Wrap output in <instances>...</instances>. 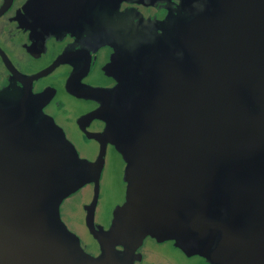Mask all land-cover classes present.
Masks as SVG:
<instances>
[{"label":"flooded vegetation","instance_id":"1","mask_svg":"<svg viewBox=\"0 0 264 264\" xmlns=\"http://www.w3.org/2000/svg\"><path fill=\"white\" fill-rule=\"evenodd\" d=\"M237 1L0 0V149H50L61 161L68 155L76 175L57 180L50 212L81 258L264 264V42L260 75L244 89L243 102H205L198 92L184 106L188 121L178 135L185 131L196 147L204 136L213 140L206 149L217 145L205 183L190 154L186 162L173 156L171 175L157 173L163 157L147 146L159 122L181 114L175 95L190 90L181 75L199 90L201 72L181 33L203 32L196 17L237 21ZM203 65L228 72L218 80L238 88L234 55ZM245 130L250 144H261L249 151L247 139H238L243 152L228 160L225 144ZM108 183L117 187V200L107 201ZM86 187L83 221H65V201Z\"/></svg>","mask_w":264,"mask_h":264},{"label":"water","instance_id":"2","mask_svg":"<svg viewBox=\"0 0 264 264\" xmlns=\"http://www.w3.org/2000/svg\"><path fill=\"white\" fill-rule=\"evenodd\" d=\"M233 9L238 13L237 21L220 23L215 20L211 21L209 18L196 17L194 21L198 23L197 25L203 32L200 34L197 32V35L193 33L190 37L184 33L180 35L179 42L188 50L191 61L201 72L199 90L196 92L194 85L184 75H181L180 80L187 82L190 86L187 93L183 88H180L175 95L176 106L174 109L176 111L181 107V114L175 113L173 119L166 118L159 122L161 126L153 136L154 144H151L152 140L149 139L150 142L147 146L151 150L157 151V156L163 157L156 166L157 173L161 175H165V173L171 175L170 168L174 166V155L180 154L186 162L185 155L189 156L190 154V157L194 158V167H198L201 171L200 182L205 183L212 159L218 154L215 148L217 145L215 144V147L213 145L210 150L206 149L209 142L213 144V140L204 136L199 140V142L201 141L199 146L196 147L195 138L190 141L189 136L184 133L185 131L178 135L177 130L183 131L188 121L187 113H184V106L187 107L196 94L198 95V92L199 95H202L201 100L205 102H215L216 100L217 102L218 100L243 102L244 89L252 79L254 80L260 75L262 44L264 42V0H238L233 4ZM233 43L237 45V49L232 50ZM248 43L250 46H245ZM203 49L206 50L202 52L204 54L208 52V55L205 54L206 57L202 58L200 51ZM253 52L257 56H251ZM238 53L239 55H237ZM225 55L230 56L231 59L234 55L239 61L240 69L234 71V77L238 80L236 89H229L226 84L222 85L218 80L219 77L221 79L222 76L223 78L228 76V72L223 71L224 73H222V69L219 68L212 72L204 70L203 61L205 59L221 60L225 58ZM254 61L255 63H253ZM242 62L248 63L243 65ZM237 64L238 62L234 66L236 67ZM206 72L209 73L207 74L208 81L205 82L203 76ZM223 82L228 83V79H224ZM250 138L248 130L241 131L239 136L233 137L227 145L225 144V148L228 150L225 149L224 152L227 154L224 156L228 159L235 155H241L243 151L238 146L241 140L238 139H242V141L247 139L245 147L249 151L259 147L261 143L255 142L252 145L249 143ZM214 141L217 143V139ZM167 146L171 147V152ZM221 146L223 147L222 144ZM47 150L44 152L37 148L35 152L29 149L27 151L16 148L0 149V164L7 163L0 166V181L3 178L6 179L5 183L0 182V229L4 230V232L0 231V239L6 238L4 243L3 239L0 240V264H92L80 257L73 241L67 237L63 229L56 225V221L51 215L52 201L54 199L55 205L58 188L57 180L62 174L63 179L72 180L76 175V170L73 171V167L69 165L72 164V161L66 157L68 156L66 153L65 158L61 161L52 154L50 149ZM151 150L150 152H152ZM4 212L9 215L3 216ZM87 222L90 225V217H87ZM211 225L215 224L209 226ZM231 238L229 237L226 242L225 253L230 252L229 247L233 244L231 242L229 245ZM2 254L5 261L2 259ZM99 259L97 264H108L104 263L103 256ZM110 260L111 264L118 263Z\"/></svg>","mask_w":264,"mask_h":264},{"label":"rangeland","instance_id":"3","mask_svg":"<svg viewBox=\"0 0 264 264\" xmlns=\"http://www.w3.org/2000/svg\"><path fill=\"white\" fill-rule=\"evenodd\" d=\"M112 167H113V164H111L109 167L110 173H112ZM119 171H121V172L123 171L122 165L120 166ZM110 185L111 184L108 183L107 187H106L108 194H109L107 201L112 200L113 197H115V199L117 200V197H116L117 196V192H116L117 187L115 185H113V186L112 185L110 186ZM89 191H90V188L86 187L81 191L82 195L79 194L78 196L69 198L67 201H65L64 205L61 208L63 210L65 221L69 222L68 220H70L71 218H75V221L77 219L80 221H83L84 211H83V209H81V206L83 203L88 201V196L90 194ZM76 230L79 233H81L82 229H81L80 225L76 226ZM113 256H115V255H113ZM117 264H119V263H117ZM177 264H185V263L179 262Z\"/></svg>","mask_w":264,"mask_h":264}]
</instances>
